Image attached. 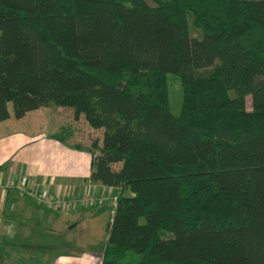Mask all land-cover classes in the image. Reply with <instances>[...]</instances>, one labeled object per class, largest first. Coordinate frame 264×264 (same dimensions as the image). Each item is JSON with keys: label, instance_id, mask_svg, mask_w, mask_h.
Wrapping results in <instances>:
<instances>
[{"label": "trees", "instance_id": "16d2710c", "mask_svg": "<svg viewBox=\"0 0 264 264\" xmlns=\"http://www.w3.org/2000/svg\"><path fill=\"white\" fill-rule=\"evenodd\" d=\"M49 105L101 132V264H264V0H0V122Z\"/></svg>", "mask_w": 264, "mask_h": 264}, {"label": "crops", "instance_id": "0c3cea01", "mask_svg": "<svg viewBox=\"0 0 264 264\" xmlns=\"http://www.w3.org/2000/svg\"><path fill=\"white\" fill-rule=\"evenodd\" d=\"M72 118L71 109L49 105L20 119L0 122V264H101L102 252L94 249L93 242L104 230L103 213L111 216L109 207L60 212L37 205L33 198L20 196L15 188L4 185L5 181L23 179L29 187L54 195L81 194L93 187L99 194L103 185L86 181L90 154L70 146L78 144L72 142L77 135L90 143L91 136L100 140L101 132L91 135L92 128L82 115L77 121ZM65 122L72 128L66 142L48 137ZM64 167L68 172L60 173ZM81 233L76 245H88L82 253L74 255L58 247L65 246L64 235L73 240V235Z\"/></svg>", "mask_w": 264, "mask_h": 264}, {"label": "rangeland", "instance_id": "374dc122", "mask_svg": "<svg viewBox=\"0 0 264 264\" xmlns=\"http://www.w3.org/2000/svg\"><path fill=\"white\" fill-rule=\"evenodd\" d=\"M167 83H168V91H169V100H170V109L172 111V113L174 114H178L180 111V107H181V101H182V90H181V84H180V80L177 76L173 75V74H168L167 75ZM248 103H247V108L250 109V98H248ZM44 122V120H42V123ZM67 122L64 123V125L62 126H66ZM70 126V125H69ZM99 133V131H94L92 129H90V134L94 135ZM94 139V136H91L89 138L90 142ZM74 143H78L81 145H89L90 143L88 142V140L85 139L84 136L81 135H77L75 137V139L72 141ZM82 151V150H80ZM60 173H66L68 172L67 167L61 168L60 170H58ZM7 184V187L10 186L11 188H15V190L18 192V194L20 196L23 197H31L34 199L35 203L37 205H45L48 206L50 208H53L47 204H39L41 202H43L42 196H46L47 198L50 199H54V200H63L65 202H69L71 200L76 201V203H83L84 205H86V207H92V208H86L85 206H81L80 208H84V209H90L92 212H94V209L98 210L100 209V204L98 203H94V200L97 199L98 201L101 200H109L108 204H103L104 206H107L110 208V213H111V205H114L115 203V191L114 189H107L104 186H100L101 191H99L98 193L94 192V187L91 189H86L84 190L81 194H73V195H54L51 194L49 192L43 191V190H39L38 188L35 187H29L28 185H26L25 181L23 179H19L17 180H11L4 183V185ZM101 185V184H100ZM60 206H54V210H58L60 209ZM60 212H71L74 211V209L72 208V206H67L66 210H58ZM104 217H103V223H104V229L106 226V223L108 221V219L110 218V215L108 212H104L103 213ZM83 237V233L79 234L78 236L73 235V240L68 237L67 235H64L63 238H65V246H59L62 250H64L66 253H74V255L80 253H82V251L84 249H86L87 246L83 247L82 243L80 244V247L76 245V239H80ZM96 240H94L93 243L96 242V245L94 244V249L98 250L100 252L103 251L104 248V234L102 232V230L100 232H98L96 234ZM91 243V244H93ZM91 247V245L89 246V248ZM94 264H99V262L94 263ZM233 264V263H231Z\"/></svg>", "mask_w": 264, "mask_h": 264}, {"label": "built area", "instance_id": "2783aa9c", "mask_svg": "<svg viewBox=\"0 0 264 264\" xmlns=\"http://www.w3.org/2000/svg\"><path fill=\"white\" fill-rule=\"evenodd\" d=\"M8 187H10V186H8ZM42 199H43V202H41V203H39V204H47V205H49V206H51V207H53L54 208V206H60L61 208L60 209H58V210H66V208H67V206H72V204H73V202H72V200L71 201H69V202H65V201H63V200H54V199H50V198H47L45 195L44 196H42ZM101 201H104V202H106V203H108L109 202V200H101ZM111 206H115V203H114V205H111Z\"/></svg>", "mask_w": 264, "mask_h": 264}]
</instances>
